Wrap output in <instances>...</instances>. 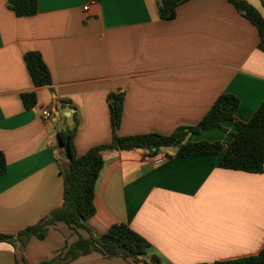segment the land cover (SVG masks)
Masks as SVG:
<instances>
[{"label": "crops", "instance_id": "0c3cea01", "mask_svg": "<svg viewBox=\"0 0 264 264\" xmlns=\"http://www.w3.org/2000/svg\"><path fill=\"white\" fill-rule=\"evenodd\" d=\"M264 19V0H243ZM0 0V234L13 235L60 206L64 158L57 133L76 125V156L112 140L109 96L123 95L117 137L170 135L195 126L216 99L235 96L246 123L264 100L258 32L227 0H188L171 19L159 0H37L16 17ZM87 5V10L83 7ZM37 52L51 84L35 87L24 55ZM36 96L26 109L21 97ZM48 110L49 118L42 117ZM233 123L186 136L189 143L232 140ZM142 162L144 150L105 151L84 227L99 237L124 224L161 264H209L257 255L264 245V169L218 167L220 154ZM84 229L56 223L22 253L0 243V264H39L64 251ZM68 264H128L98 253Z\"/></svg>", "mask_w": 264, "mask_h": 264}, {"label": "trees", "instance_id": "16d2710c", "mask_svg": "<svg viewBox=\"0 0 264 264\" xmlns=\"http://www.w3.org/2000/svg\"><path fill=\"white\" fill-rule=\"evenodd\" d=\"M188 0H159L158 16L161 19H171L175 9ZM230 5L258 32V49L264 52V19L259 12L243 0H227ZM7 7L16 17H29L37 12V0H8ZM24 63L32 84L35 87H46L51 84L49 71L37 52L24 55ZM23 106L29 109L36 104L34 94H24L21 97ZM239 106L238 99L229 94L219 96L203 118L191 127L177 128L172 134H147L128 137H117L119 128L123 95L109 96L110 128L112 140L108 145L96 146L84 155L76 156L73 148V138L76 125L57 133V147L64 158V166L60 171L63 181L62 202L34 225L13 235L0 234V243L9 244L16 252L22 253L31 238L43 240L49 229L56 223H63L70 228L84 229L88 238L79 237L64 251L52 259L39 264H68L81 256L98 253L107 259H117L128 264H161L156 256L146 257L148 243L140 235L124 224H115L99 237L84 227V221L95 213L93 190L99 170L102 167V153L105 151L144 150L157 153L163 149H176L177 157L190 155L220 154L218 167L227 170L260 174L264 169V100L246 123L235 120V112ZM225 123H233L232 140L225 146L220 143H189L185 138L190 133L200 130L221 128ZM6 172V163L0 153V176ZM21 264H26L23 255ZM209 264H264V245L257 255L235 260Z\"/></svg>", "mask_w": 264, "mask_h": 264}, {"label": "built area", "instance_id": "2783aa9c", "mask_svg": "<svg viewBox=\"0 0 264 264\" xmlns=\"http://www.w3.org/2000/svg\"><path fill=\"white\" fill-rule=\"evenodd\" d=\"M95 0H88V4L94 3ZM83 10H87V5L83 7ZM50 113L48 110H43L42 111V117L44 119L49 118ZM167 155L164 153H149L146 151V153L142 156V162L144 163H149L152 165H159L161 164L165 159H166Z\"/></svg>", "mask_w": 264, "mask_h": 264}]
</instances>
